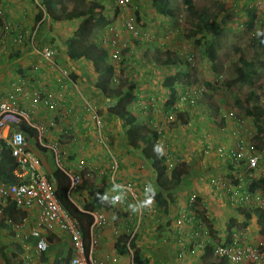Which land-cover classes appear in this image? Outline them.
I'll return each instance as SVG.
<instances>
[{
    "label": "rangeland",
    "instance_id": "1",
    "mask_svg": "<svg viewBox=\"0 0 264 264\" xmlns=\"http://www.w3.org/2000/svg\"><path fill=\"white\" fill-rule=\"evenodd\" d=\"M14 1L17 4H13L11 8L13 7L15 11L25 7L33 10L37 8L34 0H11L12 3ZM192 1L196 10L207 7L215 16V22L211 28L203 32L205 38H209L214 30L230 29L220 34L221 47L217 51V62L213 67L206 57L200 55L203 48L196 46L193 38L187 37L194 20L185 13L182 0H167L168 6L173 10L172 17L155 13L152 0H129L130 5L127 7L129 15L133 18V31L125 29L121 17L117 18L112 8L105 5L106 0L102 3L106 8L107 21L98 40L106 46L109 54L107 58L113 65L114 77H116L114 81L106 78L105 80L108 81L106 84L117 88L118 91L125 84L127 87L133 83L135 90H141L140 92L135 91L136 101L128 106L135 117L131 124H126L118 118L116 119L117 127L113 124L116 139L113 140L112 145L124 142L122 138L127 137L128 131L144 125L146 129L156 132L154 143L164 156L163 163L167 171L173 170L179 175L178 187L172 190L174 193H168L169 196L165 200L167 205H172L165 217H160L156 210H151L152 207L147 205L148 203L154 204L149 194L152 184L148 185L149 192L146 195L139 196L140 205L137 207V203L132 202V208L135 206V210L130 213L125 210L124 215L120 217V221L124 224H127L126 220L129 224L130 221L132 223L136 219L139 220L136 233L140 235V230L143 231L141 240L148 239L150 250L159 248L152 244L153 240H168L173 231L185 242L189 241L190 225L185 223L178 231L174 224L175 218L184 212L199 219L208 216L209 213L217 214L222 227L230 221L231 227L235 228L239 236H247L248 244L264 242V234L257 225L256 217L248 216V211L244 209L246 207L235 211V208L229 204L232 212L221 216L219 214L222 206L215 205L211 199L205 200L204 198L208 196L202 197L199 191L194 190L197 181L195 178L198 177H200L198 182L206 179L210 182L211 179L218 178L227 182L228 186L235 185L236 176L229 175V172L234 170L236 164L244 165L245 161L241 160L236 163L227 155H230L229 150H234L237 144L241 146L246 155L259 156L258 167L264 169V135L256 139L255 126L251 117L240 111L234 104V100L236 98L242 100L247 91L246 85L236 83L241 77L237 59L242 56L257 67L258 74L252 81V87L255 88L259 97L260 106L264 108V35H257L258 32L264 33V0ZM218 2L223 4V9L219 8ZM67 18H72V14H68ZM110 40L111 44L114 40L116 47L121 49L119 60L110 57L112 52V46H109ZM235 48L239 52L234 51ZM163 51L167 52L171 60L176 59L177 62L163 65L152 58L154 55L159 56L157 52ZM127 55H130L129 58ZM162 58V55L159 56V60ZM180 70L186 75L173 86L177 87L176 92L179 96L188 92L193 99L185 100L178 107L177 113L184 118L186 124L178 126L180 122H177L178 125L172 127L169 125L171 122L166 121V110L170 106L167 104L168 94L156 95L155 84L163 87V80L169 74ZM150 80H153L155 84L150 86V83H146ZM203 81L209 82L212 87L205 86ZM227 83L230 85L226 86ZM196 124L202 127L199 131L193 130ZM106 142L111 148L107 140ZM221 142L224 144H220ZM219 148H222L225 154L220 155ZM135 150L139 153V149ZM112 154L118 155L121 159V155L117 152H112ZM148 167L147 165V170ZM138 173L144 178V172ZM240 177V182L246 185L247 191L252 195L249 197L251 198L250 205L247 203L244 205L255 206L256 202L259 205L264 203V177L259 176L257 171L249 177L243 174H240ZM203 185L200 183L204 190ZM214 186L219 190V184ZM191 195L195 197L190 200ZM130 202H126V205ZM230 214L235 216L231 217ZM164 219L168 221L163 222ZM106 220L108 223L107 218ZM245 220H247L246 225L243 224ZM160 222L164 224L162 232H159ZM124 224L117 225L114 222L113 226L116 231L125 232ZM131 225H128L130 226L128 231L133 228ZM225 229H229L227 225ZM214 232L211 225L210 237L221 243L222 239ZM185 242L180 245H186ZM208 259L211 260L205 256L202 263L209 262Z\"/></svg>",
    "mask_w": 264,
    "mask_h": 264
},
{
    "label": "crops",
    "instance_id": "2",
    "mask_svg": "<svg viewBox=\"0 0 264 264\" xmlns=\"http://www.w3.org/2000/svg\"><path fill=\"white\" fill-rule=\"evenodd\" d=\"M37 2L39 1L37 0ZM13 4H17V2L14 1L12 3L11 0H0V8L5 18L11 23L17 24L16 32H12L3 41H0V102L7 100L12 106L26 111L28 120H23V122L31 130H23L21 124L19 129L24 133L27 147L36 156L38 169L41 173L49 177L56 168L61 169L66 174L83 173L85 170L90 171L89 173L91 174L87 179L84 178L74 189L67 192L69 199L77 208L82 210L85 208L86 203L93 202L92 192H97L104 199V204H107L106 202L110 204L108 208L103 207L93 210L103 212L108 219V223L100 229L96 237V244L88 253L92 263L134 264L131 253L136 250L143 264H229L227 262L213 261L212 259H208L209 262L202 263L206 252L195 247L192 255H186L181 261L177 260L175 258L176 250L178 247H182L180 243L185 242V240L177 235L175 231H173L172 235L170 234L168 240H153L152 244L159 246L156 250L149 249L147 238L146 240H141V234L143 236V231L141 230L140 235L138 233L134 235L131 249H125L124 253L117 249L116 246L118 244L123 245L124 243L122 242L124 240L120 239V237L122 234L127 235L131 231H128L130 228L128 225L132 224L131 221L129 224L128 220H126L127 224L122 223L120 217L124 215L125 212L123 211L126 210L130 213L136 207L132 208V202L126 205V203H121L118 201L119 199L115 198L116 189L110 185L107 173L110 157L102 151L104 149L96 141L98 133L94 126L92 114L87 111L86 105L96 110L102 119L101 132L105 140L111 145L110 148L107 144L111 149V153L117 152L121 155V159L118 155H114L119 160L120 174L118 180H133L150 185L154 180L155 173L150 167H148V170L146 169L148 161L141 158L140 152L137 153L135 148L127 145L126 138H122L124 142L112 145L113 140L116 139L113 124H115V127L118 124L116 123L117 117L107 112V106L112 103L117 92L122 93L125 87L117 91V88L106 84L108 82L105 80L106 78H116L114 77V68L111 75H103L99 78V74L93 68L91 62L83 58L77 59L67 56L64 40L73 34L80 22V18L65 17L58 23L50 20L45 15L37 21L35 20L36 12L39 9L37 5L36 10L25 7L15 11L13 7L11 8ZM23 13L25 16H22ZM36 26L35 41L31 45L27 41V36L30 34V30L35 29ZM103 28L93 31L90 38L91 43L105 46L98 40ZM18 32L21 34V41L15 42L14 38ZM43 46H50L54 49L52 61L55 66L66 69L69 73L68 77L62 76L57 69H54L51 65L49 66V62L39 55L38 51ZM129 56L127 55L128 58ZM102 65L106 67L112 64L107 58L102 62ZM18 82L23 89L13 92V83L17 85L19 84ZM100 82H104L105 92L98 85ZM146 83H150V86L155 84L153 80ZM158 85L155 84L157 87L155 94L158 96L168 94L169 98V88L159 87ZM173 88L175 91L178 90L176 89L177 87L173 86ZM135 91L140 92L141 90H135L134 88V94ZM9 93H13L11 99H7ZM177 111L175 119L168 121L173 124L172 127L178 125L175 120L180 122L178 126L186 124V121L184 124L178 121ZM32 125H41L44 130L42 132L37 131ZM201 128L196 124L193 130L199 131ZM1 144L0 142V146ZM220 144L223 145L224 143L221 142ZM2 152V148H0V157ZM138 172H144V178L140 177ZM229 173L232 174L233 171ZM195 179L197 181L195 182L196 187L194 190L199 191L202 197L208 196V198H204L205 200L209 201L211 199L215 205L222 206L220 207L221 213L219 215L222 216L232 212L234 207L230 209L228 196L222 189L219 188L218 190L214 184L209 182V179L201 182H198L200 177ZM200 183L204 184L205 192ZM171 192L174 193L173 191ZM0 204L5 207V205L12 203L8 200L3 202L0 199ZM147 205L156 210L160 217H165L172 208V205H166L163 210L155 203L153 205L148 203ZM209 208L211 207L209 206ZM239 210L235 208V211ZM11 211V215L3 212L5 214L0 216V264H53L54 261H57V264H68L73 250L65 233L57 228L52 230L40 228L41 234L46 238L47 247L44 252L37 253L34 247L36 237L30 234L31 229L37 226V209H17L14 206ZM207 215L206 217L210 220L209 222H211L215 230L214 234L218 235L222 241L226 239V236L232 230L228 231L225 229L227 224L223 227L220 225L221 221L217 214L209 213ZM230 215H232L231 217L235 216L233 214ZM6 217L11 218L14 224L21 225L19 227L9 225L5 221ZM166 221L168 220L164 219L163 222ZM114 222L117 225L124 224L125 232L116 231L113 226ZM163 222H160L159 232L164 231ZM228 223L231 222L229 221ZM213 240L215 239L213 238ZM185 244V247H191L188 242H185ZM124 247L127 248V241ZM208 258L210 257L208 256Z\"/></svg>",
    "mask_w": 264,
    "mask_h": 264
},
{
    "label": "built area",
    "instance_id": "3",
    "mask_svg": "<svg viewBox=\"0 0 264 264\" xmlns=\"http://www.w3.org/2000/svg\"><path fill=\"white\" fill-rule=\"evenodd\" d=\"M34 2L40 8L37 0H34ZM107 2L112 4L115 11L121 15V20L123 21L122 24L125 29L133 31V18L129 15L127 7L130 4L129 0H107ZM22 16H25V14L23 13ZM16 29L17 24H13L8 21L0 8V40L5 38L7 35H10L12 32H16ZM36 31L37 26L35 29H31L29 32L30 34L27 36V41L31 45L34 44ZM14 41H21V34L19 32L17 33V36H15ZM109 46H112L110 57L114 60H119L121 49L116 47L114 40L112 41V44L110 40ZM38 53L44 60L49 62V66L51 65L54 69H57L62 76L68 77L69 73L66 69L54 65L52 61L54 49L52 47L43 46L39 49ZM112 80L114 81L116 78H113ZM13 87V92H18L23 89L20 83L17 85L13 83ZM12 97L13 93H9L7 99H11ZM187 99L192 100L193 96L188 92H185L180 96L179 102ZM177 108L178 104L166 110V121L174 119ZM86 109L92 114V119L94 120V126L98 133L96 141L99 146L104 149L102 151L110 157L107 173L110 185L116 189V193H114L115 198L119 199L118 201L121 203L130 201L135 204L137 203L136 206L138 207L140 205L139 196L146 195L147 192H149L148 183H139L133 180H118L120 174L119 160L111 153L110 148L107 146L105 137L101 132L103 121L96 110L87 107V105ZM23 120H28V115L25 110L12 106L7 100L0 102V142L2 143L0 148H2V151L4 148L8 149V153L12 157L13 163L11 164V174L14 178L13 182L0 183V199L3 202L6 200L10 201V203H12L17 209H37V226L32 228L30 231V234L36 237L34 247L37 253L44 252L47 247L46 238L41 234L42 232L40 228L43 227L47 230L57 228L59 231L67 235L70 247L73 250V254L70 256L68 264H93L88 253L96 244L98 232L107 223L106 216L101 211L90 212L92 220L88 227L89 248L86 253L85 240L79 222L62 207L56 197V194H54L55 183L47 175L39 171L38 160L27 147L24 133L19 129ZM34 127L40 132L44 130L41 125H35ZM218 152L220 155L225 154L222 148H219ZM228 153H230V155H227ZM228 153L226 155L232 158L236 163L241 160L245 161L244 165L236 164L237 166L235 165L233 173H229V175H235L237 177L234 178L236 182L235 185L228 186L227 182L218 178L216 180L211 179L210 183L214 185L219 184V188L222 189V191L227 194L228 199H230L229 204L232 207L236 209L246 207L244 209L248 211L253 207H258L261 210H264V203H260L259 205L256 202L255 206H248L251 203V198L249 197L252 195L249 191H247L248 189L246 188V185L240 182V174L249 177L254 171H257L259 176L264 177V169L258 167L259 156L246 155V153L242 151L239 144L234 147V150H229ZM89 172L90 171L85 170L83 173L80 172L78 174L68 173V191L74 189L84 178L87 179L91 174ZM234 195L237 196L234 197ZM194 197V195H191L189 199L191 200ZM246 203L248 204L247 206H245ZM151 210L154 211L153 208H151ZM3 212V207L1 205L0 216L4 214ZM5 221L9 225H14L16 227L21 225L14 224L12 219L8 217L5 218ZM185 223H188L191 228L189 241H187L191 247H185L186 245L178 247L175 253V258L177 260L181 261L186 257V255H192L195 247L203 249L205 252L206 248H209L208 255L213 261L227 262L229 264H264V242L248 244L247 236H239V233H237L235 228H233L230 235L226 236V239H224L221 243H218L210 237L209 230L201 218H195L194 215L184 212L180 213L174 220V224L176 225V229L178 231ZM132 227L131 232L128 234L130 238L134 237L138 230V219L132 222Z\"/></svg>",
    "mask_w": 264,
    "mask_h": 264
},
{
    "label": "trees",
    "instance_id": "4",
    "mask_svg": "<svg viewBox=\"0 0 264 264\" xmlns=\"http://www.w3.org/2000/svg\"><path fill=\"white\" fill-rule=\"evenodd\" d=\"M38 1L41 7L38 9L35 15V20L37 21L43 16L44 13L48 15L50 20L58 23L67 17L68 14H72V17L74 18H80V22L73 34L64 40L67 56L69 58H83L91 62L93 68L99 74V78L103 75H111L113 71L112 65L106 67L102 65V62L107 59V51L102 46L90 42L93 31L96 29H101L106 25V8L102 2L99 0ZM152 2L155 13L170 17L173 16V10L168 6L167 0H152ZM182 2L185 13L188 17L194 20L193 26L189 30V35L187 37L193 38L196 46L203 48L201 49L200 55L202 57H206L213 67L217 62V51L221 47L220 34L221 32L224 33L230 29L221 28L219 30H214L212 31L209 38H205V34L203 32L211 28L215 22V16L212 15L211 11L207 7H202L200 10H196L192 0H182ZM218 6L220 9H223V4L221 2H218ZM198 34L200 35L197 36ZM234 51L239 52L237 48H235ZM157 53L159 56L162 55L163 58L159 60V56L156 57L155 55L152 58L160 64L169 65L177 62L176 59L171 60L166 51ZM237 61L240 67L241 77L236 83L246 85L247 91L245 97L242 100L236 98L234 100V104L240 111H243L247 116L251 117L256 131L255 137L258 139L264 135V108L260 106L259 97L255 88L253 89L252 87V81L257 76L258 70L254 63L244 59L242 56L238 57ZM185 75L186 74L180 70L164 79L162 83L163 86L169 88V98L167 101L168 105H172L177 100V92L173 88L174 83L177 81L180 82L181 79L185 77ZM203 83L207 87H212V84L207 81H203ZM98 85L104 92L106 91L104 82H100ZM229 85V83L226 84V86ZM124 87L125 90L122 93L117 92L116 97L113 98L114 100L111 104H109L107 112L110 115L123 120L124 123L131 124L135 117L134 114L129 110L128 106L136 101V96L133 92L135 87L133 83H130L127 85V87L125 84ZM177 119L178 121H181V123H185V120H183L179 114ZM175 122L177 123V120H175ZM169 125L172 126L173 124ZM21 128L26 131L31 130L23 121L21 122ZM126 136L127 145L135 149H139L141 158H143L145 161H148L149 167L154 171L155 176L149 194L154 203L160 209L162 208L164 210L167 205L165 200L169 196L168 193H170L174 188L178 187L179 175L173 170H170L169 172L167 171V168L163 163L164 156L154 143L156 139L155 131L146 129V127L142 125L133 129L132 131H128ZM12 163V157L8 153L7 149L4 148L0 157V182L9 183L14 181V178L11 174ZM49 178L52 181L54 180V194H56V197L62 207L66 209L70 215L76 218L80 223L81 231L85 240V251L87 253L89 246L88 227L92 220L90 212L103 207L108 208L110 204H104L103 198L99 196L97 192H92L93 202L86 203L85 208L80 210L67 195V191L69 189V178L67 174L61 169L56 168ZM13 207V204H7L5 207H3V211L6 214L11 215L10 213L12 212L11 210ZM245 211L247 212L248 210ZM247 213L250 217H256L257 223L260 225V231L264 234V210H261L258 207H253ZM202 221L205 222L206 227H208L211 232L212 224L209 222L210 220L207 217H204L202 218ZM246 223L247 220L243 222L244 225H246ZM231 226V223L227 224V227L229 228L228 231L233 229H231ZM120 239H123L124 241L122 242L124 243L123 245L118 244L116 247L121 253H124L125 249H131L133 247V237L130 238L128 234H122ZM126 241L127 248L124 247ZM208 250L209 248H206V256H209ZM131 257L134 264H143L142 261H140L139 254L136 252V250L132 251ZM53 264H57V261H54Z\"/></svg>",
    "mask_w": 264,
    "mask_h": 264
},
{
    "label": "clouds",
    "instance_id": "5",
    "mask_svg": "<svg viewBox=\"0 0 264 264\" xmlns=\"http://www.w3.org/2000/svg\"><path fill=\"white\" fill-rule=\"evenodd\" d=\"M99 1H101V2L103 3L104 0H99ZM106 2H107V0H106ZM34 3H35V2H34ZM38 3H39V2H38ZM39 5H40V3H39ZM105 5H109V8H112V11H113L114 13H116L117 18L121 17V15H119V14L117 13V11H115V8L112 7V4H110L109 2H107V4H105ZM129 5H130V4H129ZM40 7H41V5H40ZM38 8H39V7H38ZM45 15L48 16L46 13H44L43 16H45ZM43 16H42V17H43ZM42 17H41V18H42ZM106 17H107V16H106ZM41 18H40V19H41ZM121 22L123 23L122 20H121ZM105 26H106V25H105ZM105 26H104V27H105ZM257 35H264V33H259V32H258ZM5 38H6V37H5ZM3 39H4V38H3ZM3 39H1L0 41H3ZM100 46H101V45H100ZM102 47L105 48V50L107 51L106 46H102ZM53 56H54V54H53ZM53 56H52V59H53ZM108 56H109V54L107 53V57H108ZM112 73H113V72H112ZM184 93H185V92H184ZM179 98H180V96L178 95L176 102H174L175 104L173 103V104L170 105L167 109H169V108H171V107H173L174 105H177V104H178V107H179V105L185 101V100H184V101L179 102ZM108 106H109V105H108ZM108 106H107V108H108ZM21 110H22V109H21ZM177 110H178V108H177ZM177 110H176V111H177ZM176 111H175V113H176ZM98 115H99V114H98ZM174 119H175V117H174ZM174 119H173V120H174ZM173 120H171V121H173ZM103 201H104V199H103ZM106 203H108V202H106ZM108 204H109V203H108ZM257 225H259V224L257 223ZM259 227H260V225H259Z\"/></svg>",
    "mask_w": 264,
    "mask_h": 264
}]
</instances>
